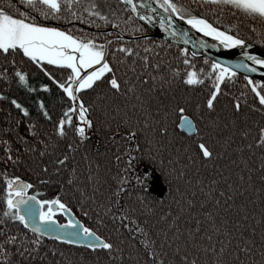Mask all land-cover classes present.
<instances>
[{"label":"snow or ice","instance_id":"6c2138e0","mask_svg":"<svg viewBox=\"0 0 264 264\" xmlns=\"http://www.w3.org/2000/svg\"><path fill=\"white\" fill-rule=\"evenodd\" d=\"M21 2L25 10H21L11 2L0 6V61H3V66H0V80L9 87L16 84L17 87H22L31 93L35 91V88L29 83V69L35 66L58 89L62 90L68 101L73 103L65 107L57 121L53 122L51 133L41 134L37 130L39 121L33 118V122L27 124L24 129L27 138L19 134L17 138L26 145L24 151L33 154L39 170L40 183L45 185L58 183L61 189L66 184L84 196V189L80 188L76 181L79 179L85 185H92L95 180L93 196L96 197L98 193L103 196L98 204L97 199L92 200L93 204H97L96 223L105 225V218H108L111 233L104 237L92 228L84 227L72 219H68L64 224H58L56 213L67 215L70 211L60 193L52 198L38 199L37 195L28 194V190L34 187L32 183L21 180L19 176L7 177L5 174L3 196L0 197V203H2L0 264H45V262L61 264L59 260H49V254L55 257L57 253L65 258L63 264H72L64 251L47 247L45 236L61 244L84 246L96 255V264H100L101 256L105 257L109 264H112L114 260H119L120 264H124L126 255L129 259H134L135 264H248L249 254L252 257L257 255L255 248H259L258 254L261 257L259 264H264V209H262L260 219L256 220V224L260 227L261 238V243L256 245L255 226L246 223L252 219L248 214L247 205L243 202L237 203L247 190L244 187L245 171L249 174L253 171L249 165L251 156L244 154L245 145L243 143L237 147L238 155L231 161V167L217 163L215 172H209L206 176L196 179L192 187H186L184 191L177 187L172 203L165 211L163 207H160L164 201L149 198L150 186H146L145 181L150 173L145 171L140 175H135L133 171L137 162L145 158L139 154L145 151L141 138L142 131L149 129L147 117L143 122L139 118H134V123L133 118H129L125 113L111 136L113 140L126 139L128 142L127 147L123 149V155L127 159L123 161L117 173L111 177L114 183L109 185L107 190L102 191L101 185L104 182L92 171L93 164L97 169L100 165L90 161L87 156L83 159L88 164L86 170L88 174L77 176L79 165L69 153L76 151L73 148V142L79 146L85 141V125L90 129L93 122L89 118V109L81 101L76 116V120L80 123H73L72 113L77 111L74 103L78 99L76 93L98 87L103 82L112 95L120 94L123 88L125 96L135 93L136 98L140 100L136 81H139L140 85H147L150 78L153 87L149 90L155 91L154 85L158 76L149 74L146 70L149 67L157 69L159 66L155 63L150 64L148 55L140 56L141 71L137 74L135 58L139 53L131 46L118 43L111 53L113 62L118 66L114 68L108 59V46L112 41L97 43L96 37L100 33L76 36L70 29L64 30L42 21H59L63 16L66 20L80 19L83 23L84 17L77 16V10H79L103 22L105 27L110 26L117 30L121 29V23L131 24L133 16L150 24L153 22L151 13L154 9L147 3V0H120V3L125 5L124 11L129 13L127 20L124 21H121L123 13L118 15L115 10L110 13L105 12L103 9L110 6L100 5L95 0H89L87 5L82 4V0H21ZM153 2L156 9H162L168 15V22L165 23L161 19L160 27L172 37L178 35L172 27V18L175 17L205 36L212 37L225 49L234 47L243 49L246 46L243 39L214 27L202 16L186 14L183 6L178 7L174 0H153ZM203 2L218 7L221 12L228 8L233 14L239 13L264 21V0H203ZM13 8L15 11L12 10ZM141 9H146V12L142 14ZM88 23L100 28L96 20H89ZM139 30V26L132 29L133 32ZM109 35H115L117 41L122 39L118 33H109ZM140 39L147 40L148 37L141 36ZM136 42V38L131 41V43ZM153 43L159 47V44ZM184 43L188 41L184 40ZM247 47L251 46L247 45ZM144 51L149 53L153 49L146 47ZM179 51L181 55H184L186 50L181 48ZM117 52L121 54L119 59L116 57ZM241 55L251 61V65L240 61L234 66L235 68H244L253 73L257 71L256 66L264 68V58L250 55L243 50ZM183 63L188 65L190 62L185 58ZM124 65H127V68L123 76L115 75L119 67ZM46 66L55 67L50 70ZM57 70L66 72V79H58L54 74ZM172 71L178 77V70L173 69ZM210 72L214 75V80L205 107L209 111H215L214 101L221 91V82L225 80L231 82L236 73L232 66H225L216 61L212 62ZM106 73L110 76H106ZM32 75L36 73L33 72ZM160 79L163 78L160 77ZM244 80L251 86V93L259 102L260 107L255 110L264 114V90H258L259 82L254 83L248 76H245ZM183 82L189 86L202 83L192 70L187 71ZM39 87L45 92L49 91L47 83H41ZM240 95L246 96L244 92ZM6 99L5 95H0V100ZM10 103L24 118L30 117L29 110L15 98L11 99ZM37 103L44 120H51L44 102L37 101ZM132 107L136 106L132 105ZM241 110V102L237 98L231 106L234 119L239 117ZM174 111L180 113L181 127L188 130L194 127L189 118L184 115L186 112L184 107L177 105ZM21 123V120L16 121L17 126ZM156 123L159 126L152 128L151 131L160 136L168 135V128L160 124L158 120ZM40 128H43V124H40ZM69 129L73 133L72 140L67 139ZM9 130L15 131V129H5V131ZM249 131H241L240 136L247 138ZM76 137L79 140H76ZM144 143L151 144L152 141L145 139ZM194 144L195 149L189 156V163H192L195 157L198 162H203L206 168H211L212 164L209 162L214 161L217 156L226 159L224 151H217L216 147L205 142L202 137L198 142L194 141ZM3 145V151L8 154L6 162L18 163L20 158L13 160L12 155L9 154L11 147L7 139L3 141ZM227 146L228 139L225 138L221 147ZM246 147L249 150L255 149L260 152L259 164L262 171L260 179L264 181V126L257 129V135L252 137V142L247 143ZM147 155L154 163L155 157L151 156L150 149ZM115 159L120 165L122 157L117 156ZM197 171L199 172V169ZM184 175V172L179 173L181 178ZM133 176L134 185L130 184ZM251 179V175H248L247 180L251 181ZM188 183L185 181L186 185ZM249 187H251L250 184ZM169 189L171 190V184H169ZM262 190L264 189H257V191ZM133 191L136 193V205L139 207L131 203ZM149 214L154 218L150 219ZM85 215L88 213L85 212ZM53 232L56 233L55 236L52 235ZM113 234L116 235V240H113ZM126 234L139 237L142 246L138 249L140 255L124 252L121 247L124 240L121 237ZM80 236L84 239H76ZM80 259L81 264H90L84 259L83 254ZM251 264H257L256 260L251 259Z\"/></svg>","mask_w":264,"mask_h":264},{"label":"trees","instance_id":"16d2710c","mask_svg":"<svg viewBox=\"0 0 264 264\" xmlns=\"http://www.w3.org/2000/svg\"><path fill=\"white\" fill-rule=\"evenodd\" d=\"M10 2L21 10H25L21 0H0V6L7 5ZM95 2L100 5H109V8L103 9L105 12L110 13V11L115 10L118 15L123 13L121 21L127 20L129 13L124 11V7L117 0H95ZM174 2L178 7L183 6L186 14L191 13L192 15L202 16L212 23L214 27L222 31H227L231 35L237 36L245 42L264 50V21L258 18L246 17L239 13L233 14L228 8H225L221 12L218 7L204 3L202 0H174ZM88 3L89 0H82V4L87 5ZM12 10L15 11V8ZM77 16H83L84 22L82 23L80 19L72 18L66 20L63 16L59 21L48 20L42 22L54 26L58 25V27L64 30L70 29L72 34L76 36H88L89 34L96 35L100 33L96 37L97 43H104L109 37L113 36L109 35V32H99L100 30H109L112 28L110 26L105 27L103 22L98 19L89 17L86 13H82L79 10H77ZM89 20H96L100 28L98 29L95 24L90 25L88 23ZM136 26H139L140 30L133 32L132 29ZM117 31L128 36H142L147 34L134 19L129 25L121 23V29ZM153 42L159 44V47H156ZM118 43L131 46L139 53L135 58L137 74L141 71L140 56L148 55L149 63H155L159 66L157 69L149 67L146 70L147 73L158 76L154 85L155 91L149 90L153 87L150 78L147 85H140L139 81H136L137 92L141 97L140 100L136 98L135 93L131 96H125L123 94V88L120 94L112 95L104 86L103 82L93 89L81 90L79 93L80 100L89 109V118L92 120L93 125L90 129L86 128L85 141L81 142L79 146L73 142V148L76 151L69 153L79 165L77 168V176H86L88 174L86 171L88 164L83 159L87 156L90 161H94L100 165L99 169H97L95 164H93L92 171L99 175L104 182L101 185L102 191L107 190L108 186L114 183L111 177L117 173L123 161L127 159L123 155V149L127 147L128 142L126 139L113 140L111 136L112 131L116 129V125L124 118L125 113H127L129 118H133L134 123V118H139L143 122L144 118L147 117L149 129L142 131L141 138L142 147L145 151L139 154L145 158L137 162L133 171L135 175H140L145 171L150 173L149 178L145 181L146 186H150L149 198L156 201H164L160 207H163L165 211H167L168 205L172 203V197L175 196V189L177 187L181 191H184L186 187H192L196 179L201 176H206L209 172H215L217 163L231 167V161L238 155L236 149L243 143L245 145L244 154L251 156L249 165L253 168V171L250 174L245 171L244 187L247 190L239 198L237 203L243 202L247 205L248 214L252 219L246 223H251L255 226L254 239L256 245H259L261 243L260 227L256 224V220L260 219L262 209H264V203H262V200H264V190L257 191V189H264V181L260 179L262 175L259 164L260 152L255 149L249 150L246 145L252 142L253 136L257 135V129L264 126V114L261 111L255 110L260 106L254 94L251 93V86L239 74H236L231 82L227 80L222 81L221 91L214 101L215 111H209L205 107V103L207 97L210 95L211 85L214 80V75L210 72L212 62L193 57L187 51H185L184 55H181L179 51L181 47L158 39L148 38L147 40H137L136 43H131V41H115L111 43L108 46V59L114 68L118 66L113 62L111 53L112 49L116 48ZM146 47L152 48L153 51L145 53L144 49ZM120 55V53H116L117 59H119ZM185 58L190 62L188 65L183 63ZM0 66H3V61H0ZM46 67L51 70L55 66ZM126 68L127 65L119 67L115 75L118 77L123 76ZM173 69L178 70V77L173 74ZM188 70L195 72L197 78L202 83L194 86L185 84L183 81ZM33 72L36 75H32ZM54 74L58 79H66V72L57 70ZM105 75L110 76L107 73ZM210 76L212 77L211 79ZM160 77L163 79H160ZM253 82L256 83V81ZM29 83L35 88V91L31 93L22 87H17L16 84H12L9 87L0 80V95L7 97L6 100H0V197L3 196L5 174L7 177L19 176L21 180L34 185L32 189L28 190L29 195H37L38 199H48L60 193L62 200L69 207V212L81 225L92 228L104 237L109 236L111 233L109 219L105 218V225H98L96 223L97 204L100 199H103V196L99 193L96 197L93 196L95 180L92 185H85L79 179L76 181V184L84 189V196H81L79 191H76L74 188H69L66 184L61 189L58 183L53 182L46 185L40 183V179H38L39 170L36 167L35 158L33 154L24 151L26 145L18 140L17 134L26 137L24 129L27 124L33 122V118L38 119L37 130L41 134L44 132L51 133L53 122L57 121L65 107L71 105V101H68L67 97L63 95L62 90L58 89L35 66L29 69ZM41 83H47L49 85V91L45 92L40 89L39 85ZM258 90H264V84L259 83ZM241 92H244L246 96H241ZM13 98L29 110V118H24L11 105L10 101ZM237 98L241 102L242 110L239 117L234 119L231 106ZM37 101L44 102L46 110L50 113L51 120H44L42 114L39 112ZM141 104H143V107H141ZM132 105L136 107L133 108ZM177 105L186 109L184 115L192 121L195 128L194 135L187 136L178 129L180 113L174 111ZM198 105L199 107H197ZM17 120L22 121L21 125L17 126ZM157 120L160 124L168 128V135L160 136L151 131L152 128L159 126L156 123ZM40 124H43V128H40ZM5 129H15V131H5ZM241 131H249L248 137L242 138L240 136ZM201 137L205 142L216 147L217 151H224L226 159L217 156L214 161L209 162L212 164L211 168H206L205 164L198 162L195 157H193V162L189 163V156L192 155L195 149L194 141L198 142ZM225 138L228 139V146L222 148L221 146ZM5 139L9 141L11 147L9 154L12 155L13 160L17 157L20 158L18 163H13L12 161L6 162V156L8 154L3 151V141ZM67 139H73L71 129H69ZM145 139L151 140L152 143H144ZM76 140H79V138L76 137ZM149 149L151 150V156L155 157L154 163L151 157L147 155ZM117 156L122 157L120 165L116 162L115 157ZM197 169H199V172ZM180 172L185 173L183 178L179 176ZM248 175H251V181L247 180ZM185 181L189 183L186 185ZM130 184H135L134 176L130 180ZM169 184H171V190L169 189ZM249 184L251 187H249ZM94 198L97 199V204L92 203ZM131 203L136 205V193L134 191L131 197ZM136 206L139 207V205ZM149 206L151 207L152 205ZM0 210H2V203H0ZM85 212L88 215H85ZM149 218L152 219L154 217L149 214ZM56 219L60 223L63 222V215L56 213ZM112 238L113 240L117 239L115 234L112 235ZM121 238L124 240L121 247L126 254L140 255L138 249L142 246L138 236L134 237L126 234ZM44 239L48 248L64 251L67 259L71 260L72 264H81V254H83L84 259L89 261L90 264H96V255L84 246L61 244L53 239ZM255 251L257 253L255 257L249 254L248 264H251V259H255L257 264H259L261 259L258 254L259 248H255ZM53 259L59 260L63 264L65 258L60 257L58 253L55 257L49 254V260ZM45 264H48V262H45ZM100 264H109V261L101 256ZM112 264H120V261L114 260ZM124 264H135V260L129 259L126 255Z\"/></svg>","mask_w":264,"mask_h":264},{"label":"water","instance_id":"95a60500","mask_svg":"<svg viewBox=\"0 0 264 264\" xmlns=\"http://www.w3.org/2000/svg\"><path fill=\"white\" fill-rule=\"evenodd\" d=\"M147 3L154 9V12L151 13V15L153 16L152 23L149 24L146 21L139 20L136 16H133V18L142 27H144L147 30L148 34L145 35L146 37L159 39V40L180 46L184 48L193 57L204 58L211 62L216 61L225 66H232L236 74H239L243 77L248 76L251 80H255L259 83L264 84V68L260 66H256L257 71L253 73V72H248L244 68L234 67L240 61H243L244 63L251 65V61L246 60L241 55L242 50L247 51L250 55H257V56H260L261 58H264V50H261L257 48L256 46L249 44L247 42H245L246 46L243 49H241L240 47L225 49L223 46L215 44L213 42L212 37L205 36L203 33L197 31L196 29H193L190 25L186 24L184 21H181L175 17L172 18L173 20L172 27H173V30H175L178 33V35L176 37H172L168 33H165L160 27V20L163 19L164 22L167 23L168 15L164 13L162 9H156L155 4L151 0H147ZM123 6L125 7V5ZM140 11L142 14H144L146 12V9H141ZM110 31L105 30L103 32H110ZM112 32L118 33L122 37L121 40L123 41H132L133 38H136V40L140 39V37H125L117 31H112ZM185 33L186 35H184ZM109 40L110 41L116 40V38L113 37ZM184 40H187L188 43L185 44ZM213 45H215V47H213ZM247 45H250L251 47H247ZM74 103L76 105L77 111L73 113V123L78 124L80 123L78 120H76V116L78 115V109H79L78 99ZM85 128H86V125H85ZM178 129L184 134H186L187 136H192L195 134L194 127L191 130L185 129L181 127V121L178 123ZM65 216L67 217V219H71L69 214ZM52 235L55 236L56 233L53 232ZM45 237L49 238L48 236H45ZM76 239L83 240L84 237L80 236V237H76ZM76 245H79V244H76ZM79 246H82V245H79Z\"/></svg>","mask_w":264,"mask_h":264},{"label":"bare ground","instance_id":"6f19581e","mask_svg":"<svg viewBox=\"0 0 264 264\" xmlns=\"http://www.w3.org/2000/svg\"><path fill=\"white\" fill-rule=\"evenodd\" d=\"M55 26H58V25H55ZM110 30H112V29H110ZM102 31V30H101ZM103 32V31H102ZM103 33H105V32H103ZM109 33H112V31H110ZM146 33H147V31H146ZM148 34V33H147ZM147 34H145V35H147ZM122 35L123 36H125V37H133V36H128V35H125V34H123L122 33ZM145 35H142V36H145ZM113 37H115V35H113V36H111V37H109L106 41H110L109 39H111V38H113ZM135 37H141V35L140 36H135ZM112 41V43L113 42H115L116 40H111ZM120 41H123V40H120ZM165 42V41H164ZM213 42L215 43V44H218V45H221L218 41H216V40H214L213 39ZM166 43H168V42H166ZM169 44H171V43H169ZM172 45H174V44H172ZM177 46V45H176ZM221 46H223V45H221ZM180 47V46H179ZM182 48V47H181ZM258 48V47H257ZM184 49V48H183ZM260 49V48H259ZM196 58H198V57H196ZM201 59H204V58H201ZM204 60H207V59H204ZM68 71H70V70H68ZM253 81H255V80H253ZM257 82V81H256ZM77 97H78V101H79V103L81 102V100H80V97H79V93H77ZM73 102H71V104H72ZM72 115H73V113H72ZM180 122V121H179ZM159 186V185H158ZM61 214V213H60ZM63 215V214H62ZM69 216L71 217V219L74 221V222H78V220L69 212ZM67 217L65 216V215H63V222H58L57 221V223L58 224H64V223H66L67 222ZM80 224V223H79ZM44 238H47V237H44Z\"/></svg>","mask_w":264,"mask_h":264},{"label":"rangeland","instance_id":"374dc122","mask_svg":"<svg viewBox=\"0 0 264 264\" xmlns=\"http://www.w3.org/2000/svg\"><path fill=\"white\" fill-rule=\"evenodd\" d=\"M118 2H119V0H117ZM152 1V0H151ZM203 1V0H202ZM153 2V1H152ZM120 3V2H119ZM154 3V2H153ZM121 4V3H120ZM155 4V3H154ZM123 6V5H122ZM124 7V6H123ZM125 8V7H124ZM134 19V18H133ZM135 20V19H134ZM136 21V20H135ZM137 22V21H136ZM138 23V22H137ZM139 24V23H138ZM140 25V24H139ZM141 26V25H140ZM142 27V26H141ZM145 31H147L144 27H142ZM102 31H105V30H102ZM109 31H110V29H109ZM112 31H117V30H114V29H112ZM99 32H101V30L99 31ZM117 32H119V31H117ZM105 33H108V32H105ZM114 33V32H113ZM119 33H121V32H119ZM148 33V32H147ZM122 34V33H121ZM133 37H135V36H133ZM150 39H155V38H150ZM137 40H140V39H137ZM159 40V39H158ZM162 41V40H161ZM250 44V43H249ZM211 62V61H210ZM86 128H87V126H86ZM158 187V186H157ZM59 213V212H58Z\"/></svg>","mask_w":264,"mask_h":264}]
</instances>
